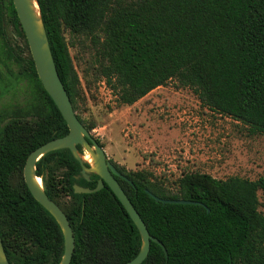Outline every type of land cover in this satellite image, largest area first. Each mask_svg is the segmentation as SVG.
Returning a JSON list of instances; mask_svg holds the SVG:
<instances>
[{"label":"trees","instance_id":"16d2710c","mask_svg":"<svg viewBox=\"0 0 264 264\" xmlns=\"http://www.w3.org/2000/svg\"><path fill=\"white\" fill-rule=\"evenodd\" d=\"M35 2L74 112L79 82L63 31L89 38L96 56L93 71L118 105L130 106L173 79L208 109L245 124L249 135L264 134V0ZM4 27L21 40L22 49L4 41ZM1 69L2 87L29 85L23 106L0 114L1 246L8 264H57L63 248L60 229L27 191L22 167L32 150L64 136L67 128L37 79L11 0H0ZM114 167L126 179L114 176L147 233L166 252L165 257L149 242L141 264H264V216L256 210V192L264 193V179L217 180L184 173L168 190L143 172ZM79 172L67 149L47 153L35 163L45 195L71 228L69 264L131 260L140 247L134 225L106 185L90 194L73 193L72 185L92 189L98 180L95 174L84 180ZM144 190L201 205L161 204Z\"/></svg>","mask_w":264,"mask_h":264},{"label":"rangeland","instance_id":"374dc122","mask_svg":"<svg viewBox=\"0 0 264 264\" xmlns=\"http://www.w3.org/2000/svg\"><path fill=\"white\" fill-rule=\"evenodd\" d=\"M63 36L79 82L74 113L85 129L91 126L90 137L113 166L143 172L168 190L184 173H204L217 180L264 179V134L249 135L245 124L208 109L173 79L130 106L118 105L93 71L96 56L89 38L66 31ZM3 37L14 50L23 48L10 28L4 27ZM0 74L4 78V69ZM28 96L27 83L0 85V114L16 111ZM256 197V210L264 216V193L258 190Z\"/></svg>","mask_w":264,"mask_h":264},{"label":"water","instance_id":"95a60500","mask_svg":"<svg viewBox=\"0 0 264 264\" xmlns=\"http://www.w3.org/2000/svg\"><path fill=\"white\" fill-rule=\"evenodd\" d=\"M11 2L24 35L37 79L43 91L47 94L59 112L67 128V133L64 136L49 140L32 150L26 156L22 167V179L27 191L53 218L60 229L63 248L57 264L70 263L74 247L72 231L62 211L45 195L41 179L35 174V163L45 154L62 149H67L72 158L79 163V175L84 180H88L90 174H95L98 177L96 185L92 189L72 185L73 193L90 194L100 190L103 185H106L134 225L140 238V247L137 254L131 260L123 264H141L147 255L149 242L157 244L166 257L165 249L158 240L147 233L143 222L121 190L114 176L122 179L125 178L119 174L115 167L106 159L102 148L90 137L88 131L79 122L72 110L70 101L57 76L35 0H11ZM76 146L80 147L81 152L77 150ZM83 151L90 156L92 160L91 165L83 160ZM36 179H39V184L36 182ZM144 192L152 198L154 202H160L161 204L201 205L200 203L188 200L162 199L147 190H144ZM0 264H8L1 242Z\"/></svg>","mask_w":264,"mask_h":264},{"label":"bare ground","instance_id":"6f19581e","mask_svg":"<svg viewBox=\"0 0 264 264\" xmlns=\"http://www.w3.org/2000/svg\"><path fill=\"white\" fill-rule=\"evenodd\" d=\"M82 157H83V160H84L85 162H87V163L90 164V165L92 164V160H91V158H90L89 155L85 154V155H83ZM36 182L39 184V179H36Z\"/></svg>","mask_w":264,"mask_h":264},{"label":"flooded vegetation","instance_id":"af4514ba","mask_svg":"<svg viewBox=\"0 0 264 264\" xmlns=\"http://www.w3.org/2000/svg\"><path fill=\"white\" fill-rule=\"evenodd\" d=\"M7 28H9V27H7Z\"/></svg>","mask_w":264,"mask_h":264}]
</instances>
